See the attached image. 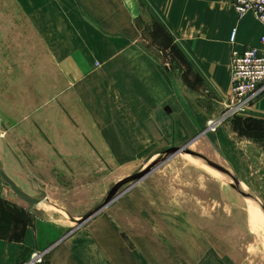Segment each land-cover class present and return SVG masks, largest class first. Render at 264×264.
Segmentation results:
<instances>
[{"label":"rangeland","instance_id":"rangeland-1","mask_svg":"<svg viewBox=\"0 0 264 264\" xmlns=\"http://www.w3.org/2000/svg\"><path fill=\"white\" fill-rule=\"evenodd\" d=\"M234 21L231 0H0L6 164L74 218L99 208L116 183L173 144L142 124L164 85L195 74L185 66L187 32L196 46ZM204 167L173 159L81 230L116 264H264L251 205ZM48 210L31 213L75 228Z\"/></svg>","mask_w":264,"mask_h":264},{"label":"crops","instance_id":"crops-1","mask_svg":"<svg viewBox=\"0 0 264 264\" xmlns=\"http://www.w3.org/2000/svg\"><path fill=\"white\" fill-rule=\"evenodd\" d=\"M236 26L238 42L240 37L244 39L242 44L236 42L235 48L261 46L264 30L253 15L239 24L234 21L231 27L223 24L217 30L213 28L203 33L198 39L202 42L196 46L194 33L187 32V38L193 40L184 48L185 66L195 74L188 72L180 84L164 85L167 93L157 97L153 114L144 119L142 129L146 133L148 128L150 137H163L173 143L167 149L193 141L190 150L227 169L261 201L264 200V89L244 107L232 108L233 46L228 41ZM156 84L158 86V82ZM31 212L13 201L0 178V264H28L34 255L51 247L43 255L45 263L39 264H116L91 234L81 230L82 227L68 235L71 230L68 232L49 221V216L41 213L35 216Z\"/></svg>","mask_w":264,"mask_h":264},{"label":"water","instance_id":"water-1","mask_svg":"<svg viewBox=\"0 0 264 264\" xmlns=\"http://www.w3.org/2000/svg\"><path fill=\"white\" fill-rule=\"evenodd\" d=\"M193 143L190 142L182 147H172L158 155L157 158H155L149 165H147L144 169L139 171L138 173L129 176L127 178H124L123 180L116 183L113 188L110 190L109 194L107 195L104 203L94 211L90 212L86 216L77 219L72 217L68 211H66L64 208L52 205L50 201L47 199V194L45 191H43L36 183L31 181L24 171L18 166V171H15L9 163L6 164V159L3 156L5 165L9 166L13 169V171L16 174H23V179L21 181L23 182L24 188H31V191L27 192L31 194L36 195L34 197L28 196L23 189H20L15 181H13L7 173L4 171V169L0 166V178L3 181L4 185L6 186L7 190L9 191L10 195L14 198L13 201L17 203L21 208L31 211L34 208L42 209L46 212H48V209L55 208L60 213H65L70 222L74 224L75 229L72 230L68 235H70L72 232L78 230L85 224H87L89 221H91L93 218H95L97 215H99L101 212H103L105 209H107L110 205H112L117 199H119L121 196H123L126 192L131 190L133 187L137 186L141 182H143L146 178H148L150 175H152L155 171H157L159 168H161L163 165H165L170 160L177 158V157H191L197 162L201 163L205 167L213 170L217 174L220 175V177L223 179L224 183L233 189L238 195H240L247 203L255 204L258 208L259 212L264 217V206L262 202L251 192L247 191L243 185L239 182L238 179H236L227 169L224 167H221L220 165L214 163L213 161L207 159L203 155L196 153L189 149L190 145ZM4 146V145H3ZM3 155H5V150L3 152ZM11 157V156H10ZM9 157V158H10ZM10 160H14L13 157H11ZM25 204L27 206H25ZM67 235V236H68ZM65 239V238H63ZM63 239L58 241L56 244L61 242ZM52 248V247H51ZM48 249L47 251L43 252L45 254L46 252L51 250Z\"/></svg>","mask_w":264,"mask_h":264},{"label":"built area","instance_id":"built-area-1","mask_svg":"<svg viewBox=\"0 0 264 264\" xmlns=\"http://www.w3.org/2000/svg\"><path fill=\"white\" fill-rule=\"evenodd\" d=\"M239 23L250 14L254 15L264 30V0H231ZM237 28L231 33L232 50V85L231 97L233 109L244 107L264 87V33L260 38V47L235 48ZM41 253L34 255L28 264L42 262Z\"/></svg>","mask_w":264,"mask_h":264},{"label":"bare ground","instance_id":"bare-ground-1","mask_svg":"<svg viewBox=\"0 0 264 264\" xmlns=\"http://www.w3.org/2000/svg\"><path fill=\"white\" fill-rule=\"evenodd\" d=\"M4 145V146H3ZM5 150V144L3 143V140H2V137L0 135V166L4 169V171L7 173V175L17 183L18 187L20 189H23V191L30 197H34L36 195L35 194H31L29 192L26 191V189L28 191H31L32 189L31 188H24L23 185V182L21 181V179H23V174H16L12 168H10L9 166L5 165L4 163V159H3V152ZM198 163V162H197ZM205 169H207L208 171H211L213 172V170L209 169V168H206L204 167ZM21 183V184H20ZM244 187V186H243ZM245 188V187H244ZM246 189V188H245ZM251 205V208H252V211L254 212L252 215V219H251V227L252 229L256 230V232L260 231V229H264V217L263 215L259 212L258 208L256 207L255 204H252V203H249ZM25 206H27L25 204ZM36 209V208H34ZM53 210H56L55 208H51ZM58 211V210H56ZM59 212V211H58ZM48 214H51L50 211L47 212ZM60 213V212H59ZM62 215H64V217L66 219L69 220L68 216L65 214V213H61ZM52 215V214H51ZM79 219V218H78ZM70 221V220H69ZM75 229V228H74ZM73 229V230H74Z\"/></svg>","mask_w":264,"mask_h":264}]
</instances>
